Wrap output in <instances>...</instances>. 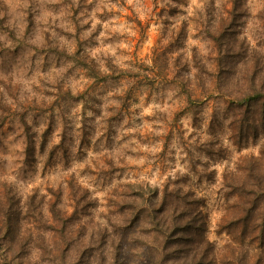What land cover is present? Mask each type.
Wrapping results in <instances>:
<instances>
[{"label":"rangeland","instance_id":"rangeland-1","mask_svg":"<svg viewBox=\"0 0 264 264\" xmlns=\"http://www.w3.org/2000/svg\"><path fill=\"white\" fill-rule=\"evenodd\" d=\"M0 264H264V0H0Z\"/></svg>","mask_w":264,"mask_h":264},{"label":"trees","instance_id":"trees-1","mask_svg":"<svg viewBox=\"0 0 264 264\" xmlns=\"http://www.w3.org/2000/svg\"><path fill=\"white\" fill-rule=\"evenodd\" d=\"M86 57V59L85 60H87L86 62L84 61V59H83V63H84V65L86 66V67H90V69L91 70H93V71H95V72H97V70H96V68H95V65L93 64V63H91V66H90V61H89V59H88V56H85ZM143 188V187H142ZM140 189V195H143L144 196V190L143 189ZM149 189L150 190H152L153 191V196L154 197H158L159 195H160V189H159V187H157V186H154V187H150L149 186ZM166 194H167V196H173V198L176 196V198H177V193L176 194H174V193H172V192H169V191H167L166 192ZM149 195V194H148ZM148 198H149V196H147ZM151 197V196H150ZM156 211H158L157 209H155V211H154V213L156 212ZM158 212H160V213H155L153 216L155 217V219L157 220V222H159V220H160V216H164V217H166V209H163V210H161V211H158ZM13 219H11V220H9V224H8V226L9 225H11L12 223H13ZM12 241H13V239H7V243H6V241H5V243L7 244V246H9L10 245V243H12ZM1 243H2V241H1ZM5 243H4V245H5ZM7 246H5V247H7Z\"/></svg>","mask_w":264,"mask_h":264}]
</instances>
